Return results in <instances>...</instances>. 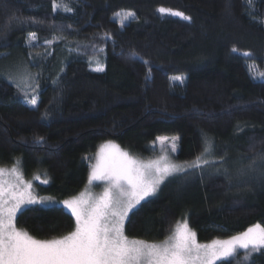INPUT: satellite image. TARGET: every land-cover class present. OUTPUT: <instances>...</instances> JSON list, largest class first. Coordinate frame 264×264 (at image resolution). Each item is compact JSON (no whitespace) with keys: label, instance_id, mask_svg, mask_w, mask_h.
Masks as SVG:
<instances>
[{"label":"trees","instance_id":"1","mask_svg":"<svg viewBox=\"0 0 264 264\" xmlns=\"http://www.w3.org/2000/svg\"><path fill=\"white\" fill-rule=\"evenodd\" d=\"M55 2L0 0V167L18 163L38 177V195L70 199L105 143L148 158L161 152L157 137L176 135L179 160L210 145L209 163L166 180L131 211L125 234L162 241L187 220L207 243L264 227V79L253 73L264 71V0ZM121 11L134 13L127 24ZM19 67L37 78L29 97L11 80ZM16 225L47 240L74 231L75 217L30 205ZM247 263L264 264V249Z\"/></svg>","mask_w":264,"mask_h":264},{"label":"snow or ice","instance_id":"2","mask_svg":"<svg viewBox=\"0 0 264 264\" xmlns=\"http://www.w3.org/2000/svg\"><path fill=\"white\" fill-rule=\"evenodd\" d=\"M247 2L250 8L254 7V0ZM60 6L54 0V9ZM158 12L190 20L183 12L163 6ZM130 16L134 13L125 14L124 19ZM232 51L235 53L237 49ZM95 71L103 68L97 67ZM258 78L264 79V73ZM27 79L22 75L20 83L30 87ZM30 104L35 106L37 99L33 97ZM157 140L163 146L168 138L157 137ZM174 141L175 138L171 143L172 152L176 151ZM210 151L211 146L206 145L194 161L183 164L172 162L166 154L142 162L120 150L118 145L107 142L89 175V183L107 182L103 194L93 199L81 193L79 197L63 201V206L75 217V229L60 238L47 240L35 239L17 228V213L23 206L43 201H37L30 194L31 184L22 180L15 167L10 171L0 168V264H217L223 258L234 256L238 249L245 250V260L250 259L253 253L264 249V227L259 224L229 239L213 240L211 244H199L186 221L159 244L129 239L124 233V221L136 205L153 195L167 177L207 165L209 161L203 157ZM7 175L15 176V182L6 179Z\"/></svg>","mask_w":264,"mask_h":264},{"label":"rangeland","instance_id":"3","mask_svg":"<svg viewBox=\"0 0 264 264\" xmlns=\"http://www.w3.org/2000/svg\"><path fill=\"white\" fill-rule=\"evenodd\" d=\"M127 13H129V12H127V11H121L120 13H117V14H119V15H115V19L121 24V25H123V24H127V22H129L132 18H133V16H130V17H128L127 19H124V16H125V14H127ZM31 42L33 43V45H34V43H37V40L34 38V39H32L31 40ZM253 73H254V75L256 76V77H260V74L261 73H264V71H262V70H260V69H258V68H255L254 67V69H253ZM27 76L28 77V79H27V84L28 85H30V87H25L23 84H21L20 83V77L21 76ZM181 78V77H180ZM11 80L12 81H14L15 83H17L18 85H19V88L24 92V93H26V94H28V97L29 96H31V93L34 91V89H35V87H36V82H37V78H35V75H34V73L33 72H30L29 70H26V68L25 67H22V68H16V69H14L13 70V74L11 75ZM175 81H180V80H177V79H174ZM30 100L31 99H29V98H27V102L29 103V105H31L30 104ZM33 106V105H32ZM36 106V105H35ZM160 137H167L168 138V140L165 142V144L163 145V146H161V144H160V142L159 141H157V144H158V146H159V148L161 149V152L160 153H158V154H156V155H154V156H150V157H148V158H146V157H143V156H138V155H136L135 153H133V152H131L129 149H126V148H124L123 146H120L117 142H112V143H114V144H116V145H118L119 146V148H120V150H122V151H126V152H128L131 156H133L134 158H136V159H138V160H140V161H142V162H147V161H150V160H155V159H157V158H159L161 155H167L168 156V158L172 161V162H174V163H179V164H183L184 162H192V161H181V160H179L178 158H177V153H178V151H179V137L178 136H166V135H164V136H160ZM175 138V144H176V151L175 152H172L171 151V143L173 142V139ZM106 144V143H105ZM102 146H104V145H102ZM102 146H101V148H102ZM101 148H99V150H97L95 153H94V155H92L91 156V160H90V169H91V166L93 165V164H95L96 163V161H97V157H98V155H99V153H100V151H101ZM13 167H15L16 169H17V171L19 172V174H20V176H21V178H22V180L26 183V184H31V188L28 190L29 192H30V194L37 200V201H43V203H36V204H29V205H24L23 206V208L22 209H24V208H26V207H29L30 205H38V206H41V205H45V206H48V205H52V204H59V205H63V201H65V200H71V199H73V198H76V197H79L80 195H81V193H85V195L86 196H91L93 199L94 198H97V197H99L100 195H102L103 194V191H104V188L105 187H107V182L106 181H93V182H91V183H89V181H88V184H87V186L85 187V189L81 192V193H79V194H77V195H75L73 198H70V199H63V200H59V199H57L56 197H54V196H48V195H38L37 193H36V191L34 190V181L35 180H37L38 179V177L37 176H35L33 179H27L26 177H25V175H24V172H22V169H21V166H20V164H16V165H13V166H6V167H0V168H4V169H6V170H11ZM90 173H91V170H90ZM181 173H184V172H181ZM178 174H180V173H176V174H174V175H178ZM90 175V174H89ZM174 175H172V176H169V177H167L166 179H165V181L166 180H168L169 178H171V177H173ZM6 179H8V180H10V181H12V182H15V176H12V175H7L6 176ZM88 180H89V178H88ZM164 181V182H165ZM163 182V183H164ZM163 183H161V185L159 186V188L157 189V191L153 194V195H155V194H157L160 190H161V187H162V185H163ZM22 187H23V185H22ZM153 195H151V196H148V197H146L145 199H147V198H150V197H152ZM144 199V200H145ZM144 200H142V201H144ZM141 201V202H142ZM141 202L138 204V205H136V207H138L140 204H141ZM135 207V208H136ZM134 208V209H135ZM133 210V209H132ZM70 211V210H69ZM19 213V212H18ZM17 213V214H18ZM130 213L131 212H129V214H128V217H129V215H130ZM128 217L125 219V221H124V233H125V225H126V221H127V219H128ZM187 222V224H188V226H189V228L193 231V232H195L192 228H191V226H190V224H189V221H187V220H179V222H177L176 224H175V226H174V228H173V230H172V233L168 236V237H166L165 238V240L166 239H168L170 236H172L173 235V233L175 232V230H176V228L178 227V225H181V224H183L184 222ZM18 228V227H17ZM18 229H22V228H18ZM22 230H24V229H22ZM24 231H26V230H24ZM27 232V231H26ZM196 233V232H195ZM29 234V233H28ZM30 235V234H29ZM126 236H127V234H125ZM32 236V235H31ZM33 237V236H32ZM129 239H138V240H144V241H147V240H145V239H139V238H134V237H129V236H127ZM34 238V237H33ZM35 239H37V238H35ZM54 239V238H53ZM39 240V239H38ZM165 240H162V241H154V242H151V241H147V242H149V243H157V244H159V243H162V242H164ZM196 240H197V236H196ZM215 240H219V239H215ZM220 240H226V239H220ZM213 240H211V241H209V242H207V243H204V242H200L199 240H197V242L199 243V244H211V242H212ZM241 253V256H239V254ZM225 260H227V261H232V264H248L247 262L250 260V259H248V260H245V250L244 249H238L237 250V252L234 254V256H232V257H228V258H225Z\"/></svg>","mask_w":264,"mask_h":264}]
</instances>
